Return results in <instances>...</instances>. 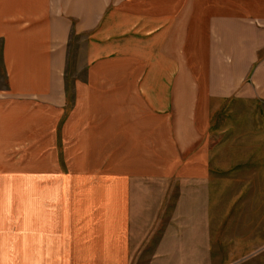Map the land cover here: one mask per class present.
Here are the masks:
<instances>
[{
	"label": "crops",
	"instance_id": "obj_1",
	"mask_svg": "<svg viewBox=\"0 0 264 264\" xmlns=\"http://www.w3.org/2000/svg\"><path fill=\"white\" fill-rule=\"evenodd\" d=\"M95 134L118 159L166 142L179 163L160 166L183 181L157 184L179 193L146 245L128 184L83 195L65 232L31 182L33 145L72 143L88 173ZM0 264H264V0H0Z\"/></svg>",
	"mask_w": 264,
	"mask_h": 264
},
{
	"label": "rangeland",
	"instance_id": "obj_2",
	"mask_svg": "<svg viewBox=\"0 0 264 264\" xmlns=\"http://www.w3.org/2000/svg\"><path fill=\"white\" fill-rule=\"evenodd\" d=\"M76 42V43H75ZM75 43L76 48L73 49L69 62L67 63V73L69 76L74 75L76 71H80L84 68L82 55L83 50L82 39H73L71 42ZM67 116V115H66ZM176 127V126H175ZM166 128L173 138L179 139L177 148L182 152L183 139L182 133L178 135L177 128ZM98 134V133H97ZM95 134L88 138L85 143L87 148V159H85L86 166H88V173H79L77 171V164H81L83 160L75 158L77 150L72 143H62L58 139L56 144L53 145V150L44 151L43 147H40L38 142L37 148L32 151V173L31 182L37 183L39 181H47L46 194L48 199L52 201L53 206H49V210H52L50 216L58 218L62 215L66 218L65 232H71L77 229L72 222V209L73 204L77 202L87 192L94 195L98 192L100 186L105 182H124L128 184L129 190L126 193L128 195V211L129 222L128 227L130 229V242L131 247H136L140 243L146 245L149 240L156 235H159V230L164 227L167 215L163 212L162 215L158 214V209H165L164 205L169 201L174 200L179 193L177 190L167 191L161 190L157 187L158 183L175 185L182 182L183 179L180 176L174 174H168L161 170L160 166L169 162L165 155H169L168 145L166 142H161L157 149L160 156L156 154V150H153L149 143H142V150L140 157L135 156L129 151L127 154H131L125 160L118 159L120 153L115 152V148L119 146L118 143L111 142L107 137L103 135ZM166 136V135H165ZM35 144V143H34ZM78 147V146H76ZM178 152V151H177ZM121 154H123L121 152ZM143 155V156H142ZM116 157V158H114ZM149 165L153 164V169L144 170L145 163ZM173 160L168 164H172ZM168 164L166 166H168ZM123 167H118V166ZM179 163L175 161L172 166H178ZM117 166L114 168H122L121 172L114 173L113 170H106L103 172L104 167ZM73 168L74 172H72ZM43 169L46 171V176L39 177V172L34 170ZM43 174V173H40ZM168 194L167 196H163ZM167 198L166 201L164 199ZM61 200V201H59ZM62 209V210H60ZM92 209L91 215H95ZM170 213V212H169ZM158 218V219H157ZM157 220V221H155ZM55 229V224L52 225Z\"/></svg>",
	"mask_w": 264,
	"mask_h": 264
}]
</instances>
